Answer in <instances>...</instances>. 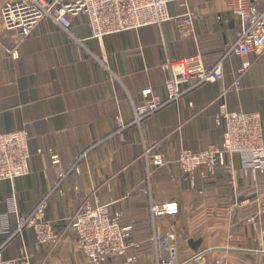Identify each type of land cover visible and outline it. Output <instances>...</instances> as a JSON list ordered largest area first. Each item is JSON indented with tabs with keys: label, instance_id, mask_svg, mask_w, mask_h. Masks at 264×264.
I'll return each instance as SVG.
<instances>
[{
	"label": "crops",
	"instance_id": "0c3cea01",
	"mask_svg": "<svg viewBox=\"0 0 264 264\" xmlns=\"http://www.w3.org/2000/svg\"><path fill=\"white\" fill-rule=\"evenodd\" d=\"M251 2L264 12V0ZM186 11L196 16L190 31L180 29ZM168 13L172 19L161 25L101 39L91 38L85 15L74 18L69 31L43 18L28 38L0 25V133H25L30 154L27 175L0 181L4 259L26 251L28 264H90L69 226L88 203L107 207L134 228L131 241L138 247L127 257L133 263L109 258L105 264H157L159 236L177 248L181 261L206 252L190 264H264V215L257 202L264 197V174L255 186L240 172L232 183L221 170L211 176L202 168L190 176L178 164L182 150L222 144L221 105L258 113L264 145V58L250 54V67L239 73L241 60L231 49L244 25L226 0H187L186 7L171 1ZM193 55L206 68L222 62L224 78L199 86L192 81L170 101L171 74L164 65ZM155 100L165 105L138 120L136 108ZM155 156L163 166H155ZM233 162L239 168V158ZM43 201L45 219L59 236L46 246L36 245L32 230L15 234L19 220ZM168 201L179 203L180 215L153 217L151 207ZM231 206L228 217L207 213ZM252 215L255 226L247 222Z\"/></svg>",
	"mask_w": 264,
	"mask_h": 264
},
{
	"label": "built area",
	"instance_id": "2783aa9c",
	"mask_svg": "<svg viewBox=\"0 0 264 264\" xmlns=\"http://www.w3.org/2000/svg\"><path fill=\"white\" fill-rule=\"evenodd\" d=\"M174 1L180 7H186L187 0H10L0 3V25L5 31H14L21 38H28L43 18H51L65 31H69L72 20L85 15L91 30L92 39L118 35L143 27L157 26L170 21L168 4ZM229 11L243 23V30L232 46V53L241 60L239 73L250 67L247 57L256 53L264 58V12L259 11L251 0H226ZM196 16L186 11L180 16V29L190 31ZM222 62L213 68H206L199 55L172 59L164 68L171 74L166 84L168 98L177 101L184 94L183 87L192 81L196 86L216 83L224 78ZM235 89L239 88L236 83ZM165 103L155 100L146 106L136 108V118L145 116L162 108ZM218 120L226 123L223 141L220 146L212 145L208 149L192 152L182 150L178 164L187 175H194L202 168L214 176L221 170L232 183L237 174L252 185H258V175L264 174V145L262 119L258 113L245 114L229 112L221 105ZM239 158V168L234 166L233 158ZM29 138L23 132L0 133V181L21 178L28 174ZM53 166L59 165L57 155L51 156ZM155 166H163L160 156L153 158ZM194 185V181H191ZM260 215H264V197L257 202ZM248 201L240 203L246 205ZM47 203H39L27 217L19 220L15 234L32 230L36 245L46 246L59 241L53 226L45 219ZM232 207L210 208L207 213L213 218L228 217ZM153 217H177L181 209L177 201H168L162 206H152ZM120 215L110 214L107 207L92 208L83 203L70 219V230L76 237L78 250L90 264H105L109 258H127L131 248L138 245L131 241L134 228L121 223ZM257 215H252L247 222L253 226ZM158 251L157 264H190L205 259L206 252L179 260L177 248L168 243L166 237L154 238ZM28 254L23 251L18 259H4L0 247V264H28ZM128 263L133 260L127 258ZM215 264H232L218 259Z\"/></svg>",
	"mask_w": 264,
	"mask_h": 264
},
{
	"label": "water",
	"instance_id": "95a60500",
	"mask_svg": "<svg viewBox=\"0 0 264 264\" xmlns=\"http://www.w3.org/2000/svg\"><path fill=\"white\" fill-rule=\"evenodd\" d=\"M190 244H192V243H190ZM199 244V243H198Z\"/></svg>",
	"mask_w": 264,
	"mask_h": 264
}]
</instances>
